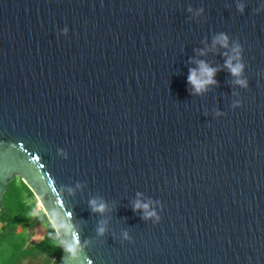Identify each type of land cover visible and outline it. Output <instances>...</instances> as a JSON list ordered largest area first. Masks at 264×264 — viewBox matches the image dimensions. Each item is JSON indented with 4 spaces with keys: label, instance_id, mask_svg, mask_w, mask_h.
I'll return each instance as SVG.
<instances>
[{
    "label": "water",
    "instance_id": "obj_1",
    "mask_svg": "<svg viewBox=\"0 0 264 264\" xmlns=\"http://www.w3.org/2000/svg\"><path fill=\"white\" fill-rule=\"evenodd\" d=\"M16 178L88 242L57 264H264V0H0V211Z\"/></svg>",
    "mask_w": 264,
    "mask_h": 264
},
{
    "label": "clouds",
    "instance_id": "obj_2",
    "mask_svg": "<svg viewBox=\"0 0 264 264\" xmlns=\"http://www.w3.org/2000/svg\"><path fill=\"white\" fill-rule=\"evenodd\" d=\"M237 8L238 11L243 13V4H238ZM189 11H192V9L190 8ZM65 31H67V29H65ZM216 44H219L223 48L228 49V36L224 33L219 34L213 41V45L215 46ZM241 51L242 49L240 45L238 43L234 44L232 48V55H229L226 58L224 66L228 69V71L234 78V83L246 88L247 80L242 78L245 66L242 62H240ZM199 54L204 55L203 52H200ZM195 63L198 64V69H190L187 80L192 87V94L202 95L208 90L209 86L215 85L217 83V81L214 79L217 69L210 67L204 61H195ZM77 187H80V185H77ZM71 191L72 190L69 189V192ZM89 206L93 213H98L101 215H103L108 210L107 203L102 198H94L90 200ZM141 209L144 212V219L155 216V212L149 210V204L142 203L141 200L138 199L134 203L133 210L137 211ZM41 214L47 217L49 225L53 229V233L55 236L54 239L57 245H59L64 253H66L71 258H78L79 254L84 251V248L87 246L88 242L85 241V244L81 245L80 233L77 226L73 223L72 214L69 213L67 215H64L63 213L57 212L55 209L48 211L43 205V202L40 201L37 203V207L32 210L31 215L34 217H39L41 216ZM106 224V221L100 222L97 228V233L99 235H103L107 231ZM125 237L127 238V234H125Z\"/></svg>",
    "mask_w": 264,
    "mask_h": 264
},
{
    "label": "trees",
    "instance_id": "obj_3",
    "mask_svg": "<svg viewBox=\"0 0 264 264\" xmlns=\"http://www.w3.org/2000/svg\"><path fill=\"white\" fill-rule=\"evenodd\" d=\"M17 179L19 178H16L11 182L7 192L4 195V202L0 212V246H3L4 244L13 246L11 244V239L18 236V228H22V226H24V224H22V217L29 212V208L31 207L30 205L24 204V202L15 203L16 197L14 196V193L21 192L22 194L25 193L28 196H33L32 192L23 183V181H21V187L16 184ZM6 203H11V205L15 207V210L9 207ZM34 204L36 206V201ZM52 234L54 235L53 229ZM43 246V244H28L27 241L24 240L20 247L15 246L16 257L12 264H23V262L27 260H42L44 261L43 264H57L61 253H55L53 255L51 253H45Z\"/></svg>",
    "mask_w": 264,
    "mask_h": 264
},
{
    "label": "rangeland",
    "instance_id": "obj_4",
    "mask_svg": "<svg viewBox=\"0 0 264 264\" xmlns=\"http://www.w3.org/2000/svg\"><path fill=\"white\" fill-rule=\"evenodd\" d=\"M21 179H17L16 184L21 187ZM24 183V182H23ZM26 185V183H24ZM28 187V186H27ZM29 188V187H28ZM30 190V189H29ZM31 191V190H30ZM32 192V191H31ZM33 194V192H32ZM16 197L15 203H22L26 205H30L29 212L22 217V226L23 229L19 228V231H23L22 235H18L11 239V245L4 244L0 246V264H12L16 255H15V246L20 247L22 242L25 240L29 244L33 243H41L43 244L44 252L51 253L52 255L57 253H61V247L57 245L55 242V236L52 234V229L49 225L48 220L44 217L43 214L39 217H34L31 215V212L34 208L37 207V199L35 196H28L25 193H14ZM36 201V206H35ZM4 202V201H3ZM9 207L15 210V207L11 205V203H6ZM34 204V205H33ZM30 215V216H29ZM28 221V222H27ZM27 222V225H26ZM21 224V225H22ZM47 235H50L49 237ZM43 261L41 260H34V261H24L23 264H42Z\"/></svg>",
    "mask_w": 264,
    "mask_h": 264
},
{
    "label": "flooded vegetation",
    "instance_id": "obj_5",
    "mask_svg": "<svg viewBox=\"0 0 264 264\" xmlns=\"http://www.w3.org/2000/svg\"><path fill=\"white\" fill-rule=\"evenodd\" d=\"M36 199V198H35ZM38 201V200H37ZM1 212V211H0ZM46 217V216H45ZM46 219H47V217H46ZM48 220V219H47ZM19 228H21V227H19ZM19 228H18V230H17V234L18 235H22L23 234V231H19ZM22 229V228H21ZM52 229V228H51ZM47 236H49V235H47ZM37 244H41V243H34V245H37ZM44 262V261H43ZM43 264V263H42Z\"/></svg>",
    "mask_w": 264,
    "mask_h": 264
}]
</instances>
